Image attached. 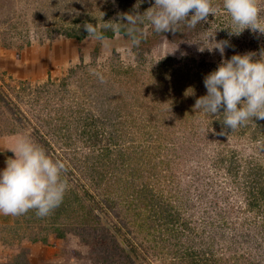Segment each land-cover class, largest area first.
I'll return each mask as SVG.
<instances>
[{
	"label": "rangeland",
	"instance_id": "obj_1",
	"mask_svg": "<svg viewBox=\"0 0 264 264\" xmlns=\"http://www.w3.org/2000/svg\"><path fill=\"white\" fill-rule=\"evenodd\" d=\"M257 2L264 24V0ZM153 4L143 0L139 8L144 12ZM212 4L217 12L209 14L195 39L172 44L161 35L156 47L136 57L121 34L103 41L87 36L78 43L57 31L114 22V0H0V50L15 55L18 63L44 59L43 77L37 80L0 72V125L10 122L29 135L50 158L65 163L68 175L62 174L67 184L62 203L46 217L35 210L22 220L26 231L21 232L28 239L50 238L63 264H106L98 253L111 252V231L96 211L137 249L139 262L131 257L133 264H182L184 250L209 243L212 257L203 264H264V240L254 239L262 208L244 211L241 188L248 160L264 167V131L256 139H251L253 126L227 133L213 126L211 115L194 109L206 95L204 77L221 62L218 51L199 50L215 43L208 36L229 41L225 58L248 51L258 58L264 34L245 29L229 35L232 21L222 0ZM169 56L186 64L188 73L178 67L164 71L160 61ZM221 149L235 160L237 176L214 162ZM108 151L113 163L98 185L104 160L95 156ZM94 164L98 172L92 171ZM164 205L178 214L169 225ZM240 214L252 218L245 225L252 242L234 236V226L245 228ZM57 230H65L64 237H57Z\"/></svg>",
	"mask_w": 264,
	"mask_h": 264
},
{
	"label": "clouds",
	"instance_id": "obj_2",
	"mask_svg": "<svg viewBox=\"0 0 264 264\" xmlns=\"http://www.w3.org/2000/svg\"><path fill=\"white\" fill-rule=\"evenodd\" d=\"M142 2L139 0V4ZM222 8L232 21V27L227 28L229 35L239 36L245 29L264 34L257 0H222ZM216 12L212 0H154L142 14L126 12L117 22L130 25V34L140 31L137 25L145 20L155 32L166 33L179 30L182 23L195 28ZM83 27L90 38L105 39L96 24L86 22ZM101 27L112 28L113 25L106 22ZM116 27L118 29L119 25ZM208 40L215 42L213 46L199 50L218 51L221 62L204 77L206 95L196 100L194 109L212 116L223 113L222 123L231 130L254 118L264 120V49L258 58L254 51L225 58V49L231 47L229 41H217L215 34H210ZM134 43L139 41L134 38ZM178 46L168 54H175ZM10 149L14 157L8 158L6 167L0 169V214L19 216L35 209L39 217L48 216L62 203L67 190L62 179L65 163L50 158L27 134H20L15 147Z\"/></svg>",
	"mask_w": 264,
	"mask_h": 264
},
{
	"label": "trees",
	"instance_id": "obj_3",
	"mask_svg": "<svg viewBox=\"0 0 264 264\" xmlns=\"http://www.w3.org/2000/svg\"><path fill=\"white\" fill-rule=\"evenodd\" d=\"M114 3H115V10H116V18H115L114 22H108L109 24H112L113 27L112 28L100 27L99 30H101L103 32V35L105 38H113L116 34H121L123 37L127 38L128 41L130 42V45H131L133 52L136 53V57H142L145 53H149L154 47H156L158 45L159 38L161 37V35L167 36L168 40L171 41L172 44H184V43L190 42L191 40L195 39L200 33L203 32V29H204V22L205 21H202L199 24H197V26L195 28H188L186 24L182 23L179 25V30H177L175 32L169 31L166 33H157L153 30L150 23L147 22V20H145L142 25H140V24L137 25V27L140 29V31L130 34L128 32V28L131 26L127 25L124 22H117V21H119L121 19V15L123 13L139 12L142 14L143 11H141L139 7L138 8L135 7L136 3L134 0H114ZM117 25H119L118 29L116 27ZM57 31L60 32L61 34L65 35L66 37L76 39L78 41V43L81 42L87 36H89L87 34V32L84 30V27L68 26V27L63 28V29H58ZM134 38L136 40H138L139 43H134ZM178 60L179 59L172 58L170 56L165 57L160 61L161 67L164 71H167L168 73L173 72L175 70L177 71L178 69H180L181 72L188 73V71L186 70V64H183V66H180V64H178ZM177 67H178V69H177ZM156 71L159 72L160 70L157 69ZM94 85L95 84H92V86H94ZM203 92L206 94V91H203ZM137 96H139V97H137ZM135 98L139 99L140 95L139 94L136 95ZM220 111L222 112L223 109L221 108ZM212 119L214 120L213 126H215V127L222 126V127H224V129L226 130L227 133L231 132V129L226 128L222 123L223 113H219L216 116H212ZM89 124H91V123H89ZM241 126H243L245 128L253 126L254 129L251 132V139H256L257 137H259V134H261V132L264 131V120H256L254 118V120H249L248 122H246L245 124H243ZM232 131H234V130H232ZM97 135L98 134L96 132L94 134V137H93L94 142L97 140ZM104 152L98 153L95 156V158L98 161L104 160L101 162V163H103L101 165L102 166L101 173L99 174V176H101V177L98 178V181L96 183L101 182L102 179H104L105 173L109 172L108 170H105L104 168L107 167L109 165V163H113V162H110V161H112V159H111V156L109 154V151L107 153H104ZM214 162H216L217 167H219V166L225 167L227 169L226 170L227 173L232 177L237 176L239 173L238 172L239 168H237V165L233 164V163H235V160L232 159V157L227 158V156L223 155L222 149L215 156ZM246 163H247L246 164L247 166L244 168V169H246L245 170L246 174L242 173L243 179H242V185H241V188L244 189L243 196H244V200H245L244 203L246 205V208L244 209V211L248 210V211H251L252 213H255L257 208H262L261 214L259 216H257V218H261V223L258 224L259 229L257 228L254 232V236H255L254 239L261 244V241L264 240V210H263V208H264V167H261V165H257L256 163L252 164L251 160H248ZM98 164L99 163H97V165ZM88 168L90 169L91 166H89ZM95 168H96L95 164L92 165V168H91L92 171L98 172L97 170H95ZM66 169H67V167H66ZM63 174L65 176H68L66 171ZM98 185H99V183H98ZM238 185H239V183H238ZM72 189H73L72 192L74 194L78 191L77 189H76L77 191L74 188H72ZM162 208H163L162 209L163 212L168 211L166 213V215H167L166 217H168L167 218L168 225L170 223L174 222L175 220H177L178 214H174V213L170 212L168 210V205H164V207L162 206ZM90 210H91L92 214L94 215V217L100 219L97 216V214L95 213L93 206H91ZM34 214H35V209H31L28 212H26L25 214H22V220L27 221L28 216L34 215ZM228 215H230L229 212H228ZM240 215H244V214H240ZM237 216H238V213H237ZM246 217H248V216L244 215L243 217L240 218L241 219L240 224H241V226L245 227L244 230L238 231L233 224L234 231H235L234 236L242 238L244 240V242H249V241L252 242L253 238L251 235H249L250 231L249 230L247 231L246 226H245L246 224L249 225L251 223L252 218L249 219ZM114 228L116 229L117 232L122 233V229L120 227L114 226ZM57 231H58L56 233L57 237H59V238L64 237L65 230H57ZM106 231H107V229H106ZM107 232L109 234V230ZM180 234H182V233H180ZM109 235H110L109 236L110 244L112 245L111 252L110 253H109V251L106 252V250H105L106 248H102V250L99 251V253H98V254H102V256L101 255L100 256L103 257L102 258L103 262H105L106 264H111V263L116 264V262H118L117 264H121L120 263L122 261L121 258H124V259H128V261L133 264V260H132L131 256L126 253V251L120 245V243L117 241L115 236L111 233ZM39 238L40 237L34 235L30 238V240L37 241V240H39ZM125 240L131 246V250L138 255L137 249L131 244L130 240L126 237H125ZM210 247L211 246L209 243L208 245H204L201 250L200 249L199 250H195V249L184 250L182 255L185 256L187 262H184L182 264H203L202 263L203 260H206V259L210 260L212 257ZM27 252L28 251L26 249H21L20 252L17 253L16 255H14L7 264H31L29 262V260L27 259ZM105 253H107V254L104 255ZM113 257H114V259L112 260Z\"/></svg>",
	"mask_w": 264,
	"mask_h": 264
},
{
	"label": "crops",
	"instance_id": "obj_4",
	"mask_svg": "<svg viewBox=\"0 0 264 264\" xmlns=\"http://www.w3.org/2000/svg\"><path fill=\"white\" fill-rule=\"evenodd\" d=\"M5 52L7 51L0 50V72L12 75L18 79L30 78L37 80L38 78L43 77L41 71L44 67V59L40 58L29 62L26 60L25 62L18 63L15 55ZM1 81L2 80H0V85L2 83ZM8 123L11 125L10 122ZM10 125H0V169L6 167V161L8 158L14 157V153L10 148H14L17 137L20 134H24L23 131L13 129ZM24 225L22 223V215L6 216L0 214V264L9 262L14 255L20 252L21 249H26L28 251L27 259L31 264L64 263L58 250L52 248L50 238L44 241L43 238H39L37 241H32L21 232L26 231L23 227ZM44 245H46L45 247L47 248L45 253L41 251L43 248L42 246ZM47 253L49 254V257L46 256Z\"/></svg>",
	"mask_w": 264,
	"mask_h": 264
},
{
	"label": "water",
	"instance_id": "obj_5",
	"mask_svg": "<svg viewBox=\"0 0 264 264\" xmlns=\"http://www.w3.org/2000/svg\"><path fill=\"white\" fill-rule=\"evenodd\" d=\"M96 213L101 217L102 222L104 225L109 228L111 233L116 237L117 241L120 243V245L124 248L127 254H129L135 262H139L137 259V256L134 254V252L131 250V248L126 244V242L123 240V238L115 231L114 228L110 226V224L107 222V220L100 214L99 211H96Z\"/></svg>",
	"mask_w": 264,
	"mask_h": 264
}]
</instances>
